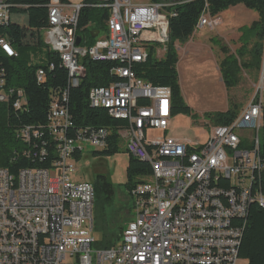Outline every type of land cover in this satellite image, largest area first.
Listing matches in <instances>:
<instances>
[{
    "label": "built area",
    "instance_id": "1",
    "mask_svg": "<svg viewBox=\"0 0 264 264\" xmlns=\"http://www.w3.org/2000/svg\"><path fill=\"white\" fill-rule=\"evenodd\" d=\"M84 0H50L49 28L44 44L57 52L78 87L86 70L82 61L119 62V81L93 88L89 102L129 128L119 133L133 158L151 166L152 176L132 193L134 219L110 249L94 238L95 189L75 182L76 154L104 151L109 130L75 131L68 107L55 102L49 115L50 136L58 142L57 160L49 170L26 169L17 177L0 168V264H238L249 208L264 209L263 127L264 70L253 98L229 126L213 127L208 141H180L166 135L172 116L169 88L139 79L151 47L169 43L168 4L144 0H93L108 8L107 35L92 47L77 45ZM11 6L0 0V26L10 21ZM215 18L203 13L196 30L214 31ZM8 57H18L0 40ZM157 53V49H156ZM0 70V101L16 96L14 108L26 104L22 89L5 90ZM39 81L44 72L37 73ZM141 101H147L142 105ZM158 132L161 138L149 139ZM27 143L41 138L39 130L18 133ZM43 156L46 152L42 153ZM227 181L232 188H225Z\"/></svg>",
    "mask_w": 264,
    "mask_h": 264
},
{
    "label": "trees",
    "instance_id": "2",
    "mask_svg": "<svg viewBox=\"0 0 264 264\" xmlns=\"http://www.w3.org/2000/svg\"><path fill=\"white\" fill-rule=\"evenodd\" d=\"M67 3L68 0H61ZM154 4H168L166 8L169 20V43L161 59L156 57V46L148 51L145 63L135 66L139 79L155 87L169 88L172 94V116H193L192 109L183 102L182 90L177 70L178 55L175 48L177 41L187 43L194 35L199 19L203 13L216 18L225 11L237 7L254 11L259 19L248 28H243L244 48L231 54L229 48L220 44L224 59L220 62V71L228 92L236 88L241 71L259 74L264 53V0H149ZM11 6L10 21L6 26H0V40H7L18 53V57H8L0 49V70L6 72L4 89H22L26 104L21 110L14 108L16 96L8 101H0V168L17 177L26 169L49 170L57 160L56 146L58 144L50 136L49 115L55 102L63 104L67 96L68 107L74 123V130L87 129L109 130V146L104 151L93 153L95 157H111L119 153L123 142L119 136L121 131L129 128L126 120L115 119L103 108H93L89 102V93L93 88H109L119 81L116 73L119 62H92L88 58L82 61L86 74L78 87L70 85L68 70L63 66L57 52L51 51L43 42L42 33L49 28L48 5L50 0H6ZM84 7L79 16L78 34L80 45L92 47L100 35L107 34V22L110 10L106 7L95 8L93 0H84ZM97 32L100 35L95 36ZM250 34V39L246 38ZM252 35V36H251ZM219 44V43H218ZM48 48L45 62L38 64L31 61V55L43 48ZM44 72L42 81L37 73ZM3 92L0 90V96ZM147 105V101H141ZM233 104V103H232ZM226 112L208 115L209 122L217 126H229L238 115L236 104ZM264 123V103L262 109ZM25 127L39 130L41 138H32L27 143L19 138L18 133ZM264 146V145H263ZM264 148V147H263ZM46 152L43 156L42 153ZM83 154L75 155L77 163ZM152 176L151 166L130 156L127 168L125 190L129 197L136 188ZM95 189V206L100 208L110 205L115 197L110 180L98 175L93 181ZM225 188H232L227 181L222 182ZM247 225L239 251V257L248 264H264V209L258 204L249 208L246 218ZM120 238V236H119ZM119 238H111L96 246L110 249Z\"/></svg>",
    "mask_w": 264,
    "mask_h": 264
},
{
    "label": "rangeland",
    "instance_id": "3",
    "mask_svg": "<svg viewBox=\"0 0 264 264\" xmlns=\"http://www.w3.org/2000/svg\"><path fill=\"white\" fill-rule=\"evenodd\" d=\"M144 2L150 1L144 0ZM237 10V16H235L236 14H232V11L222 14L220 24L216 26L213 34L221 31L224 27H231L235 23L248 24L258 17L256 12L250 11L244 6L239 7ZM244 10L250 13L245 14ZM195 32H198L199 35L201 34L199 38L201 41L207 36V33L210 34L209 32L212 31L205 28L196 30ZM94 35L99 36L100 34L95 32ZM105 35H100L98 39L104 38ZM193 36L194 39L192 37L190 42L188 41L183 44L177 41L175 44L179 59L177 70L182 98L183 102L192 109L193 116L180 115L173 117L167 136L181 139L182 141L205 144L214 127L209 122L208 115L226 112L230 108H234L235 105L233 104L239 107V114L250 100L249 93H245L243 92L244 90H240L239 88L231 90L226 94L224 86L220 81L221 74L218 67L216 68L214 60L207 56L208 52L206 48H203V46L195 48V33ZM246 38H251L249 33L246 35ZM43 42H45L44 39ZM164 49L163 46L157 47L156 57L158 59L164 56ZM233 49L234 47L232 46ZM47 51L48 48L45 47L38 52L30 54L31 61L38 64L44 63ZM261 68L262 72L264 70V53ZM246 79L248 77H244L242 83H245ZM243 88L247 89L245 85ZM262 135L263 131H261V139ZM160 136L163 135L158 132L149 133V139L161 138ZM124 144L125 140L118 154L106 158L95 157L93 153L98 150L86 149L82 159L76 163L77 170L73 177L75 182L93 183L95 177L103 175L110 180L114 188L115 197L113 202L102 208L99 206H95L94 208V238L99 243L107 241L110 238L113 241L119 238L125 227L134 219L133 202L125 190L130 155L126 152ZM238 264L248 263L240 259Z\"/></svg>",
    "mask_w": 264,
    "mask_h": 264
},
{
    "label": "crops",
    "instance_id": "4",
    "mask_svg": "<svg viewBox=\"0 0 264 264\" xmlns=\"http://www.w3.org/2000/svg\"><path fill=\"white\" fill-rule=\"evenodd\" d=\"M239 7H241V6L231 8L227 11H232V14H234V15L236 14L235 16H237L238 15L237 9H239ZM227 11H225L224 13H226ZM224 13H222V14H224ZM244 13L248 14L250 12L244 10ZM221 15H219L218 17L215 18L217 25L220 24ZM258 19H259V16L256 17V19H253V21H251L248 24L235 23L231 27H224L221 31H218L216 34H213V31L209 32L211 34V36H210V34L207 33V36H205V38H203V40H201V41L199 40V38L201 37V34L199 35L198 32H195V48L202 47V46H203V48H206L207 52H208L207 56L211 57L214 60L216 68L218 67V70L221 74L219 65H220V62L224 59V55H222V53H221L220 44L227 46L229 48L231 54H236L237 51L242 50L244 48V43H243L244 37H243V33L241 30L243 28L250 27L252 25V23L257 21ZM215 29H214V31H215ZM101 38H103V37H101ZM192 39H194V36ZM192 39H190L189 42ZM232 46L234 47L233 50H232ZM262 72H263V70H262ZM262 72H260L259 74H256L254 72L251 73V72L242 70L241 74H240L239 83L236 86V88H234V89L239 88L240 90H244L243 92L249 93V100H251L255 94L256 86L258 85V83L260 81V77H261ZM244 77H246V78L248 77V79H246L245 83H242V80ZM220 81H221L222 85L224 86V89H225L224 91L227 94L228 91L224 85V82L222 79V74H221V80ZM244 85H245V87H247V89L243 88ZM234 89H232V90H234ZM261 131H263L261 141H262V144L264 145V123H263V127H262ZM168 133H169V130L167 131L166 135H168ZM175 139H177V138H175ZM177 140L182 141L181 139H177Z\"/></svg>",
    "mask_w": 264,
    "mask_h": 264
},
{
    "label": "water",
    "instance_id": "5",
    "mask_svg": "<svg viewBox=\"0 0 264 264\" xmlns=\"http://www.w3.org/2000/svg\"><path fill=\"white\" fill-rule=\"evenodd\" d=\"M77 45H80V39H78V41H77Z\"/></svg>",
    "mask_w": 264,
    "mask_h": 264
}]
</instances>
